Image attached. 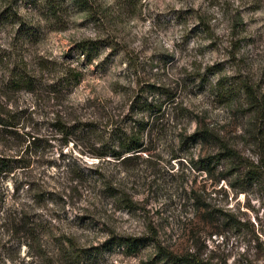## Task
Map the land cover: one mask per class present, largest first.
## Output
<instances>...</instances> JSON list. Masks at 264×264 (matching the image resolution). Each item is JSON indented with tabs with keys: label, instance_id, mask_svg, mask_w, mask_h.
<instances>
[{
	"label": "rangeland",
	"instance_id": "obj_1",
	"mask_svg": "<svg viewBox=\"0 0 264 264\" xmlns=\"http://www.w3.org/2000/svg\"><path fill=\"white\" fill-rule=\"evenodd\" d=\"M45 4L0 0V53L14 51L46 82L69 65L84 78L57 97L42 85L1 98L35 109L31 126L49 140L24 155L29 165L0 173V264H185V253L203 251L220 264H264L261 191L238 192L235 176L213 185L196 166L218 147L187 139L208 129L257 160L256 115L241 86L264 92V0H86V10L65 0L48 19ZM19 20L40 36L21 39ZM87 41L97 45L92 61L79 48ZM137 100L162 110L140 112ZM56 113L75 125L68 144L52 131ZM142 119L147 152L128 162L95 154ZM19 148L0 134L1 155ZM202 197L242 224L213 233L199 217ZM116 237L146 245L134 252Z\"/></svg>",
	"mask_w": 264,
	"mask_h": 264
},
{
	"label": "trees",
	"instance_id": "obj_2",
	"mask_svg": "<svg viewBox=\"0 0 264 264\" xmlns=\"http://www.w3.org/2000/svg\"><path fill=\"white\" fill-rule=\"evenodd\" d=\"M21 1L25 4H35L37 2V0ZM45 1V6L48 8L47 14H49V16H46L48 19L56 15L57 12L64 7L65 0ZM73 1L80 7L82 6L83 10H86V0ZM19 21L21 39H34L33 37L40 36L38 33L39 31L37 32V27L33 24L26 23L24 20ZM95 44L94 41H87L79 44V48L90 61L95 57L93 54V51H95L94 49L97 48ZM13 54H15V52L12 50H10V52L6 51V54L3 52L0 53V72H2L0 75V87L6 91L5 94L0 95V101L7 93L16 94L25 90L35 94L38 87L42 85L49 86V88H51L49 91L54 93L53 95H56V97L58 93L60 95H65L79 85L84 78V73L81 69L69 65L61 69L58 76L46 82V80L49 79L40 78L37 75L29 73L22 61L14 62L12 58ZM218 84L225 90L223 91L224 93H232L234 91L232 86H228V82L219 80ZM241 87L248 96L250 107H252L256 115L255 119L257 122L254 126V131L256 143L260 151L256 161L243 156L238 148L226 142L219 134L213 133L208 129L199 128L196 132L187 137V139L191 140L190 143L194 145L197 143H212L218 147L217 151L201 158L199 164L196 166L198 171L206 173L213 178V185H217L221 179H228L229 177L235 176L238 192L247 193L249 188L256 186L261 191L264 201V92L258 91L248 82H244ZM154 90L157 89H152L151 91L154 92ZM159 100H154L153 102L145 101L141 102V104L138 100L136 102L138 103L137 106L140 112L152 111L151 115H155L162 110V104L159 103ZM27 111V109H19L12 104L10 106V103L7 101L5 103L0 102V134L11 146V149L13 147H20L16 153V156L19 155V157L0 154V173L10 172L14 168L29 165L30 160L23 159L24 155L30 154L31 148L39 149L38 147H41L43 142L49 140L40 130H35L36 128L31 126L30 119H33L31 114L35 112V109H32L29 114ZM64 118L65 117L60 113H56L53 122H51V126L53 127L52 131L56 130L64 134V137H66L64 144H68V135L73 133L72 128H74L75 125L69 124L68 118ZM134 123L132 130L136 127L137 129L132 131L131 134L119 135L118 132H116L115 135L117 139L113 141L112 148H108L104 152H95V154L103 158L108 153H111L122 162H128L132 158L140 157L142 152H147L148 148H146L144 131L147 130L150 123L144 119L134 120ZM30 126L32 128H30ZM53 138L54 136L52 139ZM37 154V151L31 153V155ZM126 154L129 155L125 156ZM211 192L216 191L212 190ZM214 200L211 198L208 202L205 197L201 199L197 198L199 217H201L205 224L214 227L216 231L213 230V233H223L222 231L224 228H234L242 224V221L232 209ZM114 243L116 245H125L127 249L134 252L146 245L145 238L143 237H116ZM202 253H185V264H220L209 255L202 256Z\"/></svg>",
	"mask_w": 264,
	"mask_h": 264
}]
</instances>
